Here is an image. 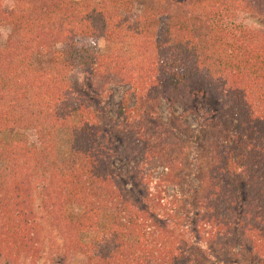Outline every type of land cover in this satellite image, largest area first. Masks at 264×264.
<instances>
[{"label":"trees","instance_id":"trees-1","mask_svg":"<svg viewBox=\"0 0 264 264\" xmlns=\"http://www.w3.org/2000/svg\"><path fill=\"white\" fill-rule=\"evenodd\" d=\"M134 2L0 0V21L12 27L5 45H0V136L8 130L32 129L39 137L38 145L21 139L6 143L0 138L3 250L14 257L22 252L35 255L39 249L35 221L25 206L32 177L40 173L48 175L47 185L56 194L54 207L60 208L59 202L81 206L80 214L71 209L67 214L65 210L59 226L69 242V251L84 254L87 264L214 262L201 245L196 251L183 248L120 194L108 154L99 141L102 125L90 105L94 94L103 100L109 92L107 85L99 87L107 74L110 80L131 83L141 97V105L132 109L125 101L121 103L117 120H123L126 127H133L141 115L150 113L144 111L143 102L161 84L159 90L168 101L189 99L184 114H198L194 136L199 141L203 134H209V164H202L195 151L194 164L181 189L183 183L177 181L181 177L176 173L182 165L183 151L176 156L162 146L165 141L161 137L150 135L158 131L167 136L173 133L169 130L178 131L179 126H164L166 131H161L164 127L146 123L129 138L136 150L141 149V159L144 151L149 153L140 170L156 161L164 169L156 176L147 168L144 176L159 184L179 182L177 202L188 201L202 217L205 238H199L197 244L208 247L210 241L215 243L213 252L217 255L219 251L221 258L231 251L232 229L240 224L257 257L250 262L261 264L264 32L250 28L247 21L264 18V0H141L144 8L140 13L135 11ZM195 15L208 22L209 36L200 38L195 32L191 23ZM86 38H103L118 46L98 52L87 46ZM44 52L52 54L46 68L36 62V55ZM79 60L84 80L75 89L69 76ZM88 73L94 78L86 76ZM62 128L70 129L72 142L67 160L60 165L57 132ZM198 168L203 179L196 191L193 178ZM150 194L171 204L166 191L157 186ZM234 202L240 211L233 209ZM105 212L116 218L103 227ZM84 231L95 233L92 242L81 240Z\"/></svg>","mask_w":264,"mask_h":264},{"label":"rangeland","instance_id":"rangeland-1","mask_svg":"<svg viewBox=\"0 0 264 264\" xmlns=\"http://www.w3.org/2000/svg\"><path fill=\"white\" fill-rule=\"evenodd\" d=\"M134 4L137 13L143 12L144 5L141 0H135ZM191 23L194 24L195 32L200 38L211 34L209 24L208 22H205L203 17L195 15L191 20ZM247 23L250 28L264 32V18H249ZM11 33L12 27L9 24L0 21V45H5ZM85 41L89 48L92 50L96 49L98 52L103 53L114 50L118 46L103 38H86ZM61 47L62 45L58 46V48ZM92 60L95 61V58ZM36 62L39 67L46 68L52 62V54L50 52L39 53L36 55ZM80 63L81 60H79L76 68L69 76L71 84L75 89L80 88V85L84 80V74H81V69L79 68ZM86 76L94 78L91 77V73H88ZM103 85H107L109 92H107L103 100H101L99 94L95 95L92 92L94 97L91 99L90 105L98 114L99 122L102 125L103 130L100 134L99 141L108 154L107 161L109 160L113 167L111 173H113V177L115 178L114 182L121 190L120 194L122 192L123 195L130 199V202L136 211H141L147 217L153 218V221L158 225L159 230L168 232L174 236L183 248L188 251L191 249L196 251V247H198L197 245H201L204 252L211 255V257H214H212L214 262L209 261L208 264H239L240 262L242 264H252L250 260H256L257 257L254 250H252L251 245L243 236L244 228H240V224H235L232 229L231 251H226L227 253H225V256L219 258V251L217 255L213 252V250L216 249L215 243L210 241L208 247L206 245L204 246L202 243L197 244L199 238H205V228H202V222H200L202 217H198L196 212L191 209L192 204L188 201L185 200L182 203L177 202L176 194L178 187H180L178 185L179 182H176L175 184L169 180L168 182H163L164 184H159L158 182H155V179H150L148 176H144V173H147V168L149 172H152L157 176L158 173L164 169L163 164L153 161L154 163L152 164H146L143 171L140 170L142 160H145L146 155L148 156L149 153L144 151L141 159V149L136 150V147L134 148L132 146L129 138L136 128H139L142 126L141 124L146 123L150 125H152V123L153 125L157 124L158 127L162 128L164 126L167 128L179 126L178 131L177 129H175V131L169 130L168 132L173 133L167 134V136H162L155 130V132H152L150 135L152 136L153 134L154 136L161 137V141H165L162 146L168 149L169 152H173L176 156L179 155L180 151H183L184 156L181 159L182 165L180 169L177 168L179 171L176 173L181 177V180L177 181L183 183L181 189L185 187L186 178L191 166L194 164L195 151L199 153L200 161H204L202 164L208 163L206 160L210 159L211 150L210 142H208L209 134H203L200 137L201 141H199L197 136H194V130L199 126V117L198 114L193 112L189 113L187 116L184 114L189 99L177 98L176 100L170 99V101H168L166 99L168 96L162 94L159 90L161 89V84L159 89L152 92L151 96H147V100L143 102L142 106L144 111L150 113L148 115L147 113L141 115L140 119L137 120L135 118L128 120L129 122L136 121L133 122V127H126L125 124H123V120H117L119 107L123 101H125L129 109L139 106L141 105V97L136 95L131 83L127 81L121 82L119 79L110 80L107 74L104 76V79L99 82V87L101 86L102 88ZM194 102L195 101L193 100V103ZM179 118L182 122L180 121L178 123V120H180ZM166 127L161 129V131H166ZM128 130L131 132L130 134H128ZM57 133L59 164L61 165L67 160L71 151L72 136L69 128L58 129ZM0 138L6 143H9L14 139H21L27 141L30 145L39 144L37 132L32 129L8 130L2 132ZM153 139V141L159 140L158 138ZM154 144L157 146L160 144V141H158V144L155 142ZM150 167H152V170ZM47 176L48 175L43 177L42 174L38 173V175L32 177V186L30 185V188H28L29 198H27L29 202L27 201V205L25 206V210L28 209L31 211V216L35 221L38 232L39 249L37 250V253L35 255L34 253L30 255L27 252H22L20 255L13 257L4 252L1 235L4 221L2 220L0 213V264H87V258L84 254L77 251H69L71 250L68 245L69 242L62 231L63 229L59 226L61 216L65 213V210L66 213L67 209H71V212L80 214L82 208L79 204L72 202H59L60 208L58 206L54 207L56 194H54L55 192L53 190H50L52 189V186L47 185L45 178ZM202 179L203 172L201 168H198L193 178L194 189L196 191L197 189H200ZM155 186H157L160 191H166V196L168 199H171V204L168 203L169 200L166 201L165 198H162L164 202L159 201L161 199L157 200L154 195L150 194V191ZM25 198L26 197H23V199ZM233 209H237L238 211L241 210L237 208V202H234ZM114 216L105 212L102 221L103 227L116 218ZM123 220L125 221L126 218L124 217ZM94 237V232L84 231L80 234V238L84 242H92ZM244 240H246V242H244ZM241 243L244 244L241 245ZM220 248L222 249L223 247ZM223 252L224 251H222V253ZM249 253H252V255ZM259 262L260 261H257V264ZM261 264H264V260L261 261Z\"/></svg>","mask_w":264,"mask_h":264}]
</instances>
